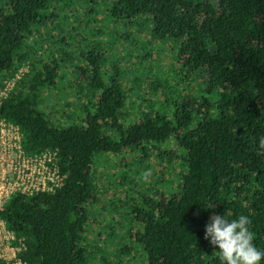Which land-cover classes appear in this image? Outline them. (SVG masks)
<instances>
[{
  "label": "trees",
  "instance_id": "trees-1",
  "mask_svg": "<svg viewBox=\"0 0 264 264\" xmlns=\"http://www.w3.org/2000/svg\"><path fill=\"white\" fill-rule=\"evenodd\" d=\"M100 1L108 22L143 23V42L176 43L170 68L177 79L168 83L149 71L144 79L131 78L125 67L126 82L140 84L142 100L147 92L154 95L133 110L118 70L104 85L100 54L90 58L76 50L88 39L76 29L96 22L86 17L97 12V0H0V90L11 82L0 95V117L18 127L25 154L55 151L62 177L54 190L14 193L1 208L13 243L23 245L19 257L26 264H222L219 249L204 239L213 214L248 216L253 242L264 250V155L258 154L264 135V0ZM122 34L123 43L132 37ZM75 58L86 63L63 80L61 63ZM192 75L198 77L196 90L176 91ZM63 88L74 91L76 108L61 100L55 119L54 107L40 109L42 97ZM170 140L171 146H162ZM120 152L132 155L137 178L150 169L161 181L167 164L175 171L167 191L147 182L137 188L133 177L121 173L119 183H130L138 198L123 195L127 211L117 215L127 216L128 224L112 245L101 228L89 237L88 225L92 209L103 208L97 162ZM104 226L117 232L109 222Z\"/></svg>",
  "mask_w": 264,
  "mask_h": 264
},
{
  "label": "rangeland",
  "instance_id": "rangeland-1",
  "mask_svg": "<svg viewBox=\"0 0 264 264\" xmlns=\"http://www.w3.org/2000/svg\"><path fill=\"white\" fill-rule=\"evenodd\" d=\"M97 3L100 5V7H95L97 12L89 13L86 17V19L89 20L97 19L95 20L96 22L93 24L91 21V25H85L81 29H76V33L79 38H88L86 39V42L77 45L76 50H84V52L90 53V58L95 57L93 55L100 54L102 58L99 64V73L104 85L110 82L111 77H113L115 71L117 72L118 70L117 77L122 81V89L124 90V94L127 99L126 105L130 106V108L134 110L137 104L140 103V100H142L141 96L143 93L141 92L140 84L138 86L137 83L132 84L131 81L126 82L127 80L124 74L126 72L124 71L125 67L128 69L126 75L131 78L137 76L140 79H144L145 75L142 76V74L149 71V77H155L158 80L165 79L168 80V83H172L173 80L177 79L173 72H171L172 68H170V65H174L176 43L167 39L156 41L148 40L147 42H143L145 36L144 34L147 32V27H145L143 23L134 26L133 23H127V21L108 22L102 18L101 15V11L105 9V6L102 4L105 3L100 0H97ZM74 6L77 7V3H75ZM51 29H55V27H52ZM53 32H57V30H51V33ZM125 32L132 33V37H130L127 42L123 43L121 42L124 39V35L122 33ZM139 47L147 51V53L143 52L144 50L140 49ZM66 50L68 51V48ZM85 63L86 62L83 60L77 58H75L71 63L65 64V62H62L61 70L63 69L62 72L67 74L64 75L63 80H68L71 77H74L72 73H76V67L83 66ZM63 80L59 83L61 86L62 83H64ZM197 80L198 77L196 75H192L184 85L178 84L179 86L175 87L177 89L176 91H181L184 93L194 92L197 88L196 86L199 84L197 83ZM63 87H65V85ZM48 91L49 92H47L42 97L44 109L40 107L39 108L49 112L50 109L54 107V109H52L53 111L51 117L56 119V117L60 115V110L63 106L61 100H64L68 104L74 103V91L71 89L65 90V88H63V91L59 92H56L54 89H49ZM148 97L151 98V100L154 99V95L150 94V92H147V95L144 96V100H142L143 103L145 102L144 104H147L146 101L148 100ZM168 97L170 98V95H168ZM76 104L77 103H74L75 108ZM160 107L161 106L159 105H153L151 109L156 108L159 112H162V107ZM170 108L171 104L169 103L168 109ZM143 109L144 108H141L140 111L143 112ZM144 110H147V107H145ZM134 114L138 115L139 112L136 110L134 111ZM170 142L171 140L162 146L167 148L169 145L171 146ZM129 159L130 162H132V155H124L120 152L115 155L109 154L101 156V160H99L96 165L97 170L95 174L97 177L98 193L100 197L99 204H101L103 208L100 209L99 207L98 209H92L91 216L94 218V220L88 225L89 229H91L89 231V237H91L96 232L97 228H101L104 230V232H106V234L110 235L108 239L111 241L112 245L115 244L117 240H119V238H117L119 234L124 236L123 230H125V227L128 224L127 216L124 218L122 215H117L120 211H125V213L127 211L126 204L123 203V195L126 193L128 196H134L138 198V195L130 188V183H125V185L119 183L118 177L121 175V173L125 172L128 177H133L138 183L136 186L137 188L140 187L141 184L147 182L146 184L149 186L155 184L158 189H165L167 191L168 179L173 177L171 172L175 171L172 165L167 164L166 168L163 167L161 170V181L159 180L158 175H153V177L151 175L148 180H144L143 174L138 178V175L134 174L136 165L134 162H132V164H127ZM150 164L153 163L150 161ZM165 171H168V173H165ZM119 206H122V208H119ZM118 220L119 222L121 221V225H119ZM107 222H109L110 225H113L114 230L117 231L115 234H109L111 231L108 229V227H103V225H105ZM122 241L125 242V238L122 239ZM109 245L110 250L113 248V246L111 244Z\"/></svg>",
  "mask_w": 264,
  "mask_h": 264
},
{
  "label": "built area",
  "instance_id": "built-area-1",
  "mask_svg": "<svg viewBox=\"0 0 264 264\" xmlns=\"http://www.w3.org/2000/svg\"><path fill=\"white\" fill-rule=\"evenodd\" d=\"M10 84L6 83L0 95H4ZM54 156L55 151L50 150L25 154L18 127L0 117V210L14 193L48 192L59 187L62 177ZM13 240V232L0 217V259L5 264H17L18 261L26 264L18 255L22 243L16 245Z\"/></svg>",
  "mask_w": 264,
  "mask_h": 264
},
{
  "label": "clouds",
  "instance_id": "clouds-1",
  "mask_svg": "<svg viewBox=\"0 0 264 264\" xmlns=\"http://www.w3.org/2000/svg\"><path fill=\"white\" fill-rule=\"evenodd\" d=\"M258 154L264 155V135L259 137ZM151 170L143 173L148 180ZM251 220L239 215L229 220L226 215L213 214L205 226L204 239L219 249L218 257L222 264H260L264 260V250L254 244V233L250 231ZM17 264H22L18 261Z\"/></svg>",
  "mask_w": 264,
  "mask_h": 264
}]
</instances>
